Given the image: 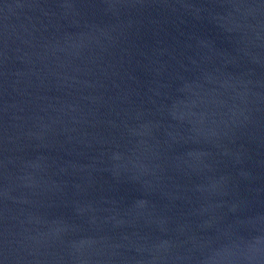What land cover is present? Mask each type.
I'll return each instance as SVG.
<instances>
[{
  "label": "water",
  "instance_id": "obj_1",
  "mask_svg": "<svg viewBox=\"0 0 264 264\" xmlns=\"http://www.w3.org/2000/svg\"><path fill=\"white\" fill-rule=\"evenodd\" d=\"M0 264H264V0H0Z\"/></svg>",
  "mask_w": 264,
  "mask_h": 264
}]
</instances>
